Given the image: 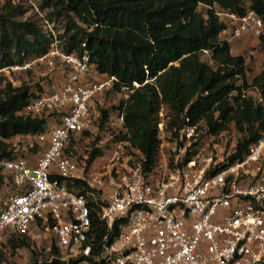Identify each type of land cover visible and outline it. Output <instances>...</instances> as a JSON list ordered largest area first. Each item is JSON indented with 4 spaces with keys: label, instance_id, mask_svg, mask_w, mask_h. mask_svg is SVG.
<instances>
[{
    "label": "built area",
    "instance_id": "built-area-1",
    "mask_svg": "<svg viewBox=\"0 0 264 264\" xmlns=\"http://www.w3.org/2000/svg\"><path fill=\"white\" fill-rule=\"evenodd\" d=\"M27 2L55 42L43 56L0 66V95L36 74L42 88L18 114L47 119V128L11 138L12 157L0 162V245L16 234L78 264H264V136L231 163L221 142L227 130L171 128L162 107L160 153L145 172L140 152L118 139L126 133L123 115L103 127L92 104L117 77H101L88 53L62 50L53 22ZM214 9L224 40L264 33V18L253 9ZM122 91L126 100L133 90Z\"/></svg>",
    "mask_w": 264,
    "mask_h": 264
},
{
    "label": "trees",
    "instance_id": "trees-1",
    "mask_svg": "<svg viewBox=\"0 0 264 264\" xmlns=\"http://www.w3.org/2000/svg\"><path fill=\"white\" fill-rule=\"evenodd\" d=\"M34 1L53 22L62 50L79 56L88 53L101 77H117L107 93L117 96L118 105L114 110L100 108V125H110L115 115H123L126 133L118 139L129 141L140 152L145 172L153 171L160 153L162 107L171 116V128L198 125L202 134L217 135L234 124L241 136L230 152L231 163L243 160L250 146L264 136V68L250 77L251 57L232 53L230 42L221 37L225 23L214 9L219 6L238 15L253 9L264 18V0ZM28 10L27 0H6L0 11V66L24 63L52 48L55 38L44 32L40 18L28 15ZM26 14V19L18 18ZM62 18L60 32L56 20ZM257 41L261 52L264 33ZM204 53H209L213 64L203 59ZM36 82L42 88L41 79ZM123 85L133 90L126 100ZM250 89L259 91V98L249 94ZM33 90L27 83L8 85L0 95V162L12 157L11 138L47 128V119L18 114L35 96ZM3 185L0 165V188ZM16 238L11 239L14 248L29 245L27 239ZM58 252L54 247L41 260L34 248L31 263L78 264L63 262Z\"/></svg>",
    "mask_w": 264,
    "mask_h": 264
},
{
    "label": "rangeland",
    "instance_id": "rangeland-1",
    "mask_svg": "<svg viewBox=\"0 0 264 264\" xmlns=\"http://www.w3.org/2000/svg\"><path fill=\"white\" fill-rule=\"evenodd\" d=\"M15 3H19V2H23V0H14ZM6 4V0H0V11L4 10V5ZM200 10L202 12L205 11V7L201 6ZM27 14L29 15H33L32 11L27 12ZM24 15V16H19L18 18L21 20L26 19V17H28V15ZM64 23L65 20L62 19H58L56 20V29L57 31L62 32L63 31V27H64ZM251 56V60L250 63L253 65L250 66L249 68V72H250V77H253L256 74V71L259 72L260 70H262L264 68V55L261 52H257V51H253V53L250 54ZM255 57H259V60L257 62H259V68L256 70L255 68ZM203 59H205L206 61H209L211 64L212 61L210 60V55L209 53H204L203 54ZM57 72L59 74H61V70H57ZM25 78H28V82L27 84L31 85L34 88H36V79L37 76L36 74H29L28 76H25ZM249 94L253 95L256 98H259V91H257L256 89H250L248 91ZM97 97V98H96ZM93 100V104H95V107H97L98 110H100V108H104V109H111L114 110L116 105H118V98L115 94L113 93H104V94H100L98 96H96ZM101 100V102L103 104H100L99 101ZM109 107V108H106ZM100 112V111H99ZM227 135L226 137H224L223 139H221V142L223 143V146L226 148L225 152H227L228 149H230L231 151L233 149H235L237 142L241 136V133L237 130L236 126L234 124L231 125V127L227 130ZM11 145V144H10ZM1 203V202H0ZM24 238V237H23ZM13 239H19L16 238V234H12L11 237L6 239L5 243H2L0 245V264H32L31 263V258H32V249H34V245L32 244L31 241H28V239L26 240V238H24L27 242H29V245H23V246H18L17 248H14L13 244H12V240ZM22 239V238H20ZM39 252V257L41 260L45 259L46 255H45V251H41V250H37Z\"/></svg>",
    "mask_w": 264,
    "mask_h": 264
},
{
    "label": "crops",
    "instance_id": "crops-1",
    "mask_svg": "<svg viewBox=\"0 0 264 264\" xmlns=\"http://www.w3.org/2000/svg\"><path fill=\"white\" fill-rule=\"evenodd\" d=\"M231 45V51L233 54H244L248 55L249 58L251 57L250 54L253 53V51L258 52V41L256 38H254L252 35L247 34L242 39H234L230 41ZM255 69L257 70L259 68V57H255ZM103 102V101H102ZM101 100L99 101L100 104H103ZM93 104V103H92ZM95 105V104H94ZM6 188L2 187L0 188V202L3 200V196L5 193Z\"/></svg>",
    "mask_w": 264,
    "mask_h": 264
}]
</instances>
